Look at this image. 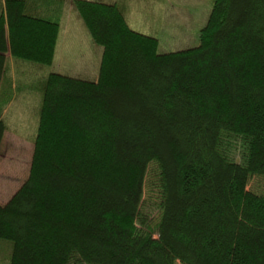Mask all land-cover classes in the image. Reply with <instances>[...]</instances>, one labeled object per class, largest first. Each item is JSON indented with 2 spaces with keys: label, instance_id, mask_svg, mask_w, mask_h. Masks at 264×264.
Wrapping results in <instances>:
<instances>
[{
  "label": "trees",
  "instance_id": "trees-1",
  "mask_svg": "<svg viewBox=\"0 0 264 264\" xmlns=\"http://www.w3.org/2000/svg\"><path fill=\"white\" fill-rule=\"evenodd\" d=\"M67 3L103 49L98 80L44 79L28 178L0 204L9 264H264V191L249 188L264 178V0H212L199 45L170 53L115 3L5 0L4 97L5 21L17 87L53 63Z\"/></svg>",
  "mask_w": 264,
  "mask_h": 264
},
{
  "label": "rangeland",
  "instance_id": "rangeland-1",
  "mask_svg": "<svg viewBox=\"0 0 264 264\" xmlns=\"http://www.w3.org/2000/svg\"><path fill=\"white\" fill-rule=\"evenodd\" d=\"M112 1L105 0L102 2L117 3L118 0ZM124 3L128 8L130 18L133 15L135 20H140L136 23L130 22V28L143 35L158 39L161 43L159 53H162V51L164 53L176 52L199 45V32L206 25L212 9V0H124ZM77 13L73 9L65 15L64 27H67L68 21V27L73 26L71 33L66 30L67 28L64 30V33L65 31L67 33L66 40L63 43L62 56L67 61L59 67L53 63L42 68L38 66L35 73L22 79L17 86V98L10 105L8 113L5 115V122L9 126L10 132L6 133L4 137L0 153L1 205L6 204L28 178L34 149V138L38 133L45 77L52 71L62 75L73 74L76 76L77 73H74V71L77 70V67L72 60L80 63L81 60L87 58V55L88 57L94 56L92 50L96 44H92L93 40L90 39L91 36L87 33L89 31L85 24H82L79 16H76L79 15ZM168 13L171 14V18L164 19ZM172 17L175 20L176 29L172 28L174 26L171 22ZM80 23L82 26H80ZM84 26L87 30H84ZM186 29H190L189 32ZM152 32H155V35H152ZM80 74L78 73L77 76ZM155 177L156 167L151 165L144 190V203L149 208L150 216L156 214V202L160 198L159 190L152 185ZM249 188L264 191V178H252ZM149 205H153V210ZM12 249L13 243L11 241L0 240V264L10 263Z\"/></svg>",
  "mask_w": 264,
  "mask_h": 264
},
{
  "label": "crops",
  "instance_id": "crops-1",
  "mask_svg": "<svg viewBox=\"0 0 264 264\" xmlns=\"http://www.w3.org/2000/svg\"><path fill=\"white\" fill-rule=\"evenodd\" d=\"M99 1H105V0H99ZM112 2H114V0ZM115 4H117L123 10L125 18H126V21L128 22V24L130 22H132V21H133V23H136V22L140 21L139 19L135 20L133 15L130 18L129 12L127 10L128 8L126 7V4L124 3V0H118L117 3H115ZM39 8H41V5H39ZM73 9H74V7L72 6V4L67 3L65 5V7H63V6L61 7L59 17H58V15H55L57 18H59V21H60V31L58 33L57 44H56V48H55V55H54V59H53V64H55L57 67L61 66V64H63L64 62L67 61L66 58L62 56L63 43L66 40L65 36H66V33H67V31H65V33H64V30H65V28H67L66 30H69V33H71L72 30H73V26L68 27V25H69V23H68L69 21H68L67 22V27H64L65 15L68 12H71ZM5 11H6V9H5V0H0V17H1L2 14H4L6 16V12ZM74 14H76V13H74ZM76 16L78 17L79 15H76ZM169 17L171 18V14L170 13H168L164 17V19H167ZM79 18H80V16H79ZM80 20H81V18H80ZM171 20H172L171 21L172 25L176 24L173 17H172ZM5 22H6V25H5L6 29L8 30V33H9V49H8V52H7V58H8V65H9V73H11L10 78L12 80V83H11L12 86H11V90L9 91L7 97H4L5 96V90L8 89L7 88V84L4 85V86H0V100H4V101L6 100L8 102V105H7V107H6L5 111H4V116L8 113L10 105H12L13 101H15L16 98H17V87H16V84H15L17 68H16L15 62L13 60L14 57L12 56L13 52H12L11 43H10L9 26L7 24V21H5ZM81 22L84 25L82 20H81ZM82 24L80 23V26H82ZM172 28L176 29V25L172 26ZM84 30H87L85 28V26H84ZM189 30L190 29H186L187 32H189ZM87 33H89V32H87ZM163 34H162V36H163ZM152 35H155V32H152ZM90 39H91V37H90ZM92 44H94L93 41H92ZM160 47H161V43L159 41V52H160ZM188 48H191V47H188ZM185 49H187V48H185ZM181 50H184V49H181ZM92 51L94 53V56L88 57V55H87V58H84L83 60H81L80 63H76V62H74L72 60V62L77 67V70L74 71V73H77L76 76H74L73 74H63V75H67V76H71V77H74V78H80V79L90 80V81L96 82L98 80L99 67H100L101 60H102L103 49H102V47L94 45V48H93ZM178 51H180V50H178ZM162 53H164V52L162 51ZM96 55H97V57H96ZM23 71H24V66H21L20 67V72H23ZM52 73H58V72L52 71ZM78 73H81V74L79 76H77ZM58 74H61V73H58ZM9 132H10V130H7L6 133H9Z\"/></svg>",
  "mask_w": 264,
  "mask_h": 264
}]
</instances>
